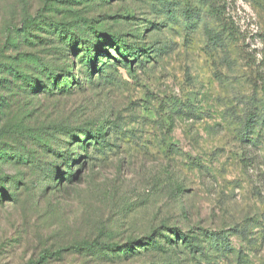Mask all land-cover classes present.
I'll return each instance as SVG.
<instances>
[{
  "label": "rangeland",
  "instance_id": "obj_1",
  "mask_svg": "<svg viewBox=\"0 0 264 264\" xmlns=\"http://www.w3.org/2000/svg\"><path fill=\"white\" fill-rule=\"evenodd\" d=\"M0 264H264V0H0Z\"/></svg>",
  "mask_w": 264,
  "mask_h": 264
},
{
  "label": "trees",
  "instance_id": "obj_2",
  "mask_svg": "<svg viewBox=\"0 0 264 264\" xmlns=\"http://www.w3.org/2000/svg\"><path fill=\"white\" fill-rule=\"evenodd\" d=\"M52 28L54 30V34L57 35L60 40H64L65 35L68 32L66 30L65 26L63 24H55V25H52ZM25 33H26V37H27V32L25 31ZM111 42L114 44V47L117 50V54H118L117 56L121 57V59L123 61H121L118 58L114 59V60L117 63H119L120 65L123 62L122 66L124 68L125 67L128 68V65L131 63L132 59H135V60H137V62L142 64V61H139V59H138V54L141 53L142 46H140L138 44H131V45L129 44L128 45L127 43H124L123 40H120L117 38H114L113 40H111ZM71 43L72 42L69 43V47H71ZM107 55L109 56V54H107ZM96 61H98V58L95 55H93L91 51H84L83 54L81 55V57H79V64L82 65V67L86 68L87 73L85 75L86 76L85 81H88L89 83L92 82L91 72L94 70V65H95ZM106 62H108V61H106ZM99 63L101 65V70L98 69L100 74L103 73L102 69H105V67L106 68H110V67L112 68L113 67V64L106 65L105 61H101ZM66 73L68 74V79L66 80L68 85L65 84L64 86H62V88H64L63 89L64 91H66V90L70 91L72 89V86L69 85V83H72V76L70 75V73L68 71H66ZM45 75H46V79L48 80V82H50V85L52 87H59L60 86V84H61L60 81H62L63 78L60 77L57 73L51 71ZM27 84H28V86H31V87L36 86L34 84V82L32 83L31 81H27ZM46 89H48V88H46ZM252 122L253 121L250 120L251 124H252ZM246 127L251 128V125H246ZM82 132L85 135L86 134L89 135V138H87V140H89L90 142H93L94 146H101L103 144V142L105 141V136H106L105 135V129L102 127H100L99 129L88 130L87 132L82 130ZM64 133L68 134V133H70V131L65 130ZM88 142L85 141L84 143L87 144ZM84 151H85V153L87 152L85 148H84ZM68 155L69 154L60 156L62 158L64 164H66V165H68V159H67ZM28 162H30L29 157L26 156L25 154H14V156H13V162H12L13 164L20 165V164H26ZM98 246H99V243L97 241H95V242H91V243H84L79 247V249L91 250L93 248H97ZM46 259H47V257H45V256L40 257V260L42 261L41 263L45 262Z\"/></svg>",
  "mask_w": 264,
  "mask_h": 264
}]
</instances>
